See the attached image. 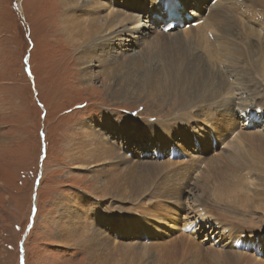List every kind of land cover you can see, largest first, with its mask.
Here are the masks:
<instances>
[{"label":"rangeland","instance_id":"374dc122","mask_svg":"<svg viewBox=\"0 0 264 264\" xmlns=\"http://www.w3.org/2000/svg\"><path fill=\"white\" fill-rule=\"evenodd\" d=\"M211 1L184 0L188 10L200 13L199 18L206 17L210 7L219 9L223 4L221 0ZM251 1L245 9L251 14H235L244 24L250 20L258 29L251 35L248 29H242L235 36L236 41L242 37L258 44L264 21L256 11L264 12V4H259L264 0ZM152 2L0 0V264H264V246L260 250L262 256H258L255 249H234L229 240L237 225L242 229L236 233L243 232L244 236L255 233L250 231L252 228L264 235V161L257 163L253 172H240H246L248 177L242 174L241 181L255 183L249 194L255 196L254 204L259 209H240L244 214H236L241 212L227 207L233 193L219 190L227 181V174H222L221 183L210 185V192L203 194L210 203H222V210L212 205L205 208L209 217L201 213L205 205L200 207L194 202L201 194L195 188L201 164L209 163L211 157L221 162L218 153L230 152L227 144L235 139L234 130L228 131L227 124L240 120L235 110L239 101L248 102L254 96L264 100V79L256 73L258 82L250 88L245 86L244 95L239 89L235 95H227L234 111L232 107L230 111L220 109L218 103L207 105L205 111L215 108L221 115L199 114L202 107L191 109L190 103L179 105V99L184 98L181 89L187 90L198 79L187 73L197 60L191 64V57L184 55L181 60L179 56L188 47L204 53L208 67L223 75H229L232 68H227L224 58L220 62L209 60L204 43H190L193 36L184 34L189 26L180 34L167 37L158 36L160 28L152 27L143 37L138 30L143 29L142 23L149 24L143 19L155 17L151 9L157 6ZM229 5L226 2L223 7ZM62 15L95 23L104 17L116 18L124 23L115 28L121 26L122 30L127 25L128 31L119 39L108 41V47L77 53V46L60 25ZM157 21V25L162 23ZM200 24L188 35L202 34ZM213 33H208L213 42L214 35L216 39L222 36ZM147 50L153 60L146 65L151 67L132 60L144 56ZM169 59L177 65L164 71L163 60ZM228 79L236 85L235 75ZM196 113L198 117L194 119L199 120L189 123L186 118ZM253 118L257 119L246 113V121H237L238 126L264 132V118L257 123ZM251 120L253 123H249ZM152 127L156 131H149ZM199 128L206 131L205 135H194L193 130ZM138 132L144 136L135 134ZM159 132L166 142L155 158V147L148 146L149 151L143 152L147 149L145 136L152 134L150 139L153 136L156 140ZM210 132L213 135L207 137ZM220 135L225 137L220 139ZM130 138L133 140L126 144ZM130 146L133 153L128 151ZM171 147L177 149L175 155L172 151L175 158L170 155ZM263 151L264 147V155ZM199 153L201 157L197 156ZM159 163H166L172 172H160ZM204 174H199L198 179ZM131 175L138 181H132ZM172 176L181 183L173 182ZM125 181L136 186L130 193L119 195V187L122 192L128 187ZM218 190L222 197L215 199ZM174 191L183 192L181 199ZM238 218L252 222L245 225ZM191 219L189 228L196 232L188 233L185 227ZM216 222H224L227 231L221 225L215 226ZM246 237L240 243L246 248L257 246L260 240L258 234Z\"/></svg>","mask_w":264,"mask_h":264},{"label":"bare ground","instance_id":"6f19581e","mask_svg":"<svg viewBox=\"0 0 264 264\" xmlns=\"http://www.w3.org/2000/svg\"><path fill=\"white\" fill-rule=\"evenodd\" d=\"M182 1L185 5L184 0H182ZM222 1H223V4H222V6L221 5L219 6V9H217L218 6L210 7L209 14L206 15L205 18H203L204 21L197 23V24H200V23L203 24L202 29H200L202 31V34L193 35L192 33H190L188 35L190 30L197 29L201 24L197 28H192L193 26L190 25L189 26L190 29L187 31H184V34L187 37L190 35H191V37L193 36L192 39L189 40L190 43H194L195 45H200L201 43L202 44L204 43V50L206 51L209 60L212 59V60H216L217 62L218 61L220 62L224 58L223 62L226 65H228L227 68L228 69L232 68V69H230L229 75H235L234 81H235L236 85H233L231 83V81L228 79V76H229L228 74L223 75L221 73V71L219 72L218 69H215L212 66L208 67L209 64H208V62H206V56L204 55V53L201 54L200 52H193L192 48L188 47V49H189L188 51L179 55L181 60L184 59V55L187 57H191L189 59V61H190L189 63H191V64L193 61L197 60V63L194 62L192 64L193 65L191 67L192 70L187 71V73L192 74V77H195V76L198 77V79L196 80V84H194L190 88H187V90L181 89V91L184 93V95H183L184 98L179 99L180 100L179 105L185 104V103H190L191 109H196V107L200 106V107H202V111L200 110L199 114L200 113L203 114L206 112H212L213 114L221 115L219 109L209 108L208 111H205V109L208 107L207 105L213 104V103H218L220 105V109H223L225 111H230L231 107L233 108V111H234V106H233V104L230 103V100H229V98H227V95L229 93H233L235 95L236 93H238V89L241 90L242 94L244 95L245 94V89H244L245 86H247V87L249 86V88H250L254 82H258V81H256V78L254 76L256 73L261 74V77H263V79H264V34H263L264 32L263 33L260 32V31H262L260 29H263V31H264V25H262V27L259 28V30H260L259 35L261 37H260L259 41H257V43L259 42L258 44H256L255 41H252L251 39L248 40V39L242 38L240 36L239 37L241 38V40L236 41V36H235L242 29H248L249 30L248 32L250 35L253 34L255 30L258 29V27L254 28V26H253L254 24H252L250 20L246 24H244L243 23L244 20L239 19L238 15H236L237 13L235 14L236 11L239 14H243V16H244V14H251V12H247V11L245 12V9L249 6V4L252 1L251 0L250 1H248V0H241V1H239V0H221L220 4ZM226 2L228 3V5L229 4L230 5L228 7H223V5L226 4ZM134 3H136V1H134ZM143 3L146 4L145 2H143ZM194 3L197 6H199L198 2L195 1ZM152 4H154L160 8V10L158 11V14L154 15L156 17V20L152 21L155 17L152 20H149L148 18H147L148 20L143 19L144 22H149V24L142 23L143 29L138 30V32L141 33V35L144 37L150 33L149 32L150 28L153 27V28L158 30V27H159L160 31H158V36H160V37H164V36L167 37L170 35L173 36L174 33L180 34L181 30L174 31L173 29H171L170 31H172V32L167 33L163 30V28H164V26H166V23L168 21H170L172 19L180 18L183 16V11L181 10V2L177 0V2L174 1L171 4L170 10L172 12V18L170 20H167L165 18V15H164L165 19H164V22L161 24L162 27L157 25V22H159L157 20H163L161 12H165L166 0H153ZM259 4L262 5V4H264V2L263 1L259 2ZM185 8L188 11V8L186 7V5H185ZM193 10L190 12V14H193ZM153 11H154V8L151 9V14L153 13ZM256 12L259 14V16H261V18H262L261 20L264 21V12H262V11H260V12L256 11ZM195 14H198V12L195 11ZM140 17H141V15L137 16V19ZM61 20H62L63 24H60V25H62L63 32L68 37L69 41L72 42V44L77 46V48H76L77 53H80V52L86 53L88 51H96V50L100 49L102 46L108 47L109 46V44H107L108 41L110 42L113 39H119L121 36L126 34L128 31L127 25H125L121 30V26L123 25L124 21L116 19V18L109 20V17H104L103 21H99V22L95 23L93 21L85 22L84 20H79V19H77V16H73V15H66V16L62 15ZM256 22H258L260 24L259 21H256ZM89 25L91 27L95 26L96 28L88 29L87 26H89ZM118 25H121L120 28H115ZM188 25H185L184 28H187ZM243 26H244V28H243ZM184 28H182V29H184ZM213 31H214V33H216V32L222 33V36L220 38L217 37V39L215 38V35H214V39H213L214 42L210 39V37L208 35V33H213ZM157 40H158V38L154 39V41H157ZM181 41L183 43H185L183 39H181ZM112 43H114V42H112ZM175 44H177V43H175ZM189 51H190V53H188ZM150 57H151V53L147 50V53H144V56L137 58V59L132 58V60H137L139 62V64L143 65L144 67H151L150 65H146V63L152 62L153 59H151ZM163 62H164V64L163 65L161 64V65H162V69L164 71L174 69L177 65L176 62H172V59H169L167 61L163 60ZM240 62H243L244 64L240 63ZM237 64H239L240 66H238ZM231 65H232V67H231ZM185 75H186V72H185ZM155 80H157V79H155ZM188 84H189V80H188ZM245 102L246 101L242 102V100L239 101L237 103V109L244 111L243 108L245 107V113H247L248 115H254L255 118L256 117L258 118L259 113H258L257 107H260V108L264 107V100L254 96L253 99L249 100L246 103ZM250 113H252V114H250ZM197 114L198 113L192 114L193 116L192 117L189 116L188 118H186V120L189 123H193L192 120H194V121L199 120V119H194L195 117H198ZM232 114H234V113H232ZM207 115H209V114H207ZM209 117L210 116H208V118ZM221 117H223V116H221ZM210 118H212V117H210ZM205 119H207V117L204 118V120ZM253 120H255V119L253 118ZM206 122L207 121L205 120V123ZM176 123H178V122H176ZM203 123H204V121H203ZM234 123L236 124L237 121L235 120ZM234 123H228L227 124L228 131L232 130V129L234 130L232 135H234L233 138L235 139L234 141L232 140V142L229 141L230 143L228 142V144H227V146H228L227 148L230 149V152L226 153L222 150L223 152L218 153V155L219 154L221 155V158H222L221 162L217 161L218 160L217 157L216 158L211 157L208 161L209 163H203V164H205L204 166H202L203 164H201L200 169L198 171V175L201 174L202 172H205V174L202 177L200 176L201 178H199V179H198V175L196 177L198 182L195 183V188H198V190L201 192V194H199V196L195 197L194 202H197L199 204L198 206H200V207L205 205V207H201V213L203 212L204 215H208L209 217H210V214L208 212H204L205 208H210L213 206L214 209L222 210L220 208H222L223 206L221 205L222 203L216 202V200H214L212 203H210V201H208L209 197L208 196H207L208 198L206 196L203 197V194L206 192H210V190L212 189V187L210 185H216L217 186L218 183H221L220 176L222 174L223 175L227 174L224 176L227 177L228 179L222 185V187L219 190L226 192V194L229 193L228 195H231L233 193V195L228 200L229 202L227 203L228 204L227 207L234 208L235 211L238 210L239 212H241L240 209H242L244 211L246 210V212H248L250 209L256 210L257 207L259 209L258 204L257 205L254 204V200H256L255 196L252 194H249L255 188V186H254L255 183L253 182L254 184H251L250 182H247L246 180H245V182L241 181L240 178L242 177V174H244V176H245L246 172L245 173H240V172H242L243 170H246V169H249V171L247 173L253 172L254 169H257L256 164L262 163L264 161V155L262 153V148L264 147V132L262 130H261V132L249 131V129H247V127L246 128H242V127L240 128L238 126V123L234 128H232V124H234ZM249 123H251V122H249ZM230 125H231V127H229ZM194 128H197V127H194ZM213 128H214V126H213ZM220 128H219V130H220ZM153 129H155V128L152 127L149 131H152ZM169 130H172V128H169ZM169 130L167 129L166 132L171 133V131H169ZM177 130L182 131V128H178ZM185 130H187V128H185ZM197 130H196L197 132L195 131V129L193 130L194 135H196V134H198V136L205 135L206 131L202 130L201 128H199ZM154 131H156V129ZM184 132H185L184 135L187 136L186 135L187 132L186 131H184ZM150 133H152V132H150ZM135 134L144 136V134L140 133V132L135 133ZM211 134H212V132H210L207 137H210ZM151 135L149 134V135L145 136V139H148L147 144H146L147 149L143 150V152L149 151L148 146H150V147L152 146L153 149L155 147L156 148L154 151V152H156V153H154L155 158H158V156L156 154H159V150L161 148H163L162 144H164L166 142L165 136H164V134H162V132H159V136L157 137V139L155 140V137L152 136V140H151L150 139ZM173 137H174V135H173ZM223 137H225V136H223V135H220V137L218 136V138H220V139H222ZM133 138L127 139L126 144H129L133 140ZM172 140H170V143L167 146H169V147L171 146ZM223 142L225 143V141H223ZM152 144H154V145H152ZM167 146L165 148H167ZM128 148H129V150H128L129 153H133L131 146ZM172 148L173 147L170 148V151H171L170 155L172 156V158H175L174 155H172V151L177 152V149L173 148V150H172ZM192 149H194V148L192 147ZM196 149H199L198 144L196 145ZM215 154H216V152H215ZM189 155H187V158ZM197 156L201 157V153H199ZM86 157H88V156H86ZM198 160H200L201 163L203 162L201 158ZM167 166L168 165L166 163H162V164L159 163V165L157 166V169L160 170V172H163V174H167V172H172L171 169ZM209 166L211 169H213V171H211L210 168H209V171H206ZM235 167H237V168H235ZM210 171H211V173H210ZM245 177H247V176H245ZM131 179H133L132 181H138V179H136L133 175H131ZM172 179H173V182L174 181L176 182V184L181 183L180 181L176 180L173 176H172ZM252 180H254V179H252ZM222 181H224V179ZM127 182L125 181V184H128V187H124L125 188L124 192H122L120 190V189H122V187H119V190L117 191V193L119 195H122L123 193H130V190L132 189V187L136 186V185H132L129 181H127ZM193 185H194V183H193ZM119 186H122V184H119ZM251 186H253L254 188L251 189L252 188ZM234 188L236 190H234ZM219 190H218V193L214 194L215 199L222 197V195H220L221 191H219ZM257 190H259V189H256V191ZM158 191H160V190H158ZM175 193L179 197V199H181L183 192L178 194L177 191H174V195H175ZM132 195L137 196V194H132ZM237 196H239V198H236ZM256 197H257V195H256ZM259 199L263 200V198L261 196L259 197ZM222 201L224 202V199H222ZM261 205L263 206V204H261ZM206 206H208V207H206ZM199 209L200 208L198 207V217H197L198 220L197 221H200L201 213H200ZM235 211H233L231 213H235ZM250 212H251L250 214H252L253 211H250ZM236 214H244V213L241 212V213H236ZM204 215H202V216H204ZM212 215H214V214L212 213ZM202 218H204V217H202ZM238 219L243 221V218H238ZM225 220H228V217ZM249 222L251 223L252 221H249L246 219H245V221H243V223L245 225H246V223H249ZM190 225H192V223H190ZM219 225H221V228H223L224 231H227V227H225L224 222H221V224H220V222L215 223V226L219 227ZM236 227H238V228L235 231L238 232L239 228H241V227H239V225H237ZM190 228H193V227H190ZM261 228H263V227H261ZM243 229H245V228H243ZM250 231H253L255 233H249V234L247 233L245 236H244L245 233H243V232H240V233L234 232V233L230 234L229 240H231V242H232L231 246L237 250L255 249L257 252V255L262 256L260 254V250H261V246H264V245H262V244H264V235L258 233V231L255 228L250 229ZM142 232H139V234ZM250 234H258L259 235L258 239H260L262 241L259 240V242L257 243V246H252V247H248V248L242 246L243 249H239L237 247V243H239V244L244 243V238H247L246 236H249ZM188 236H189V234H188ZM250 240H252V238H250ZM135 243H137V242H135ZM144 246L147 247V245H144ZM233 254H235V253H233ZM257 255H255V256H257ZM237 257H239V255ZM148 262H147V264H149ZM21 264H23V261L21 262Z\"/></svg>","mask_w":264,"mask_h":264}]
</instances>
